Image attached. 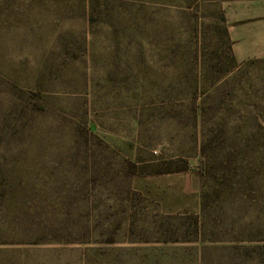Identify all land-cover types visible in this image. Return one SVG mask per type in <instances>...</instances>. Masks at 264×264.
Here are the masks:
<instances>
[{
  "label": "rangeland",
  "instance_id": "1",
  "mask_svg": "<svg viewBox=\"0 0 264 264\" xmlns=\"http://www.w3.org/2000/svg\"><path fill=\"white\" fill-rule=\"evenodd\" d=\"M231 28L264 0H0V264H264V59Z\"/></svg>",
  "mask_w": 264,
  "mask_h": 264
},
{
  "label": "crops",
  "instance_id": "2",
  "mask_svg": "<svg viewBox=\"0 0 264 264\" xmlns=\"http://www.w3.org/2000/svg\"><path fill=\"white\" fill-rule=\"evenodd\" d=\"M227 32L233 43L231 51L237 62L246 61L250 58L264 59V28H256L251 32L248 30L240 31L235 28L234 33L231 28Z\"/></svg>",
  "mask_w": 264,
  "mask_h": 264
},
{
  "label": "trees",
  "instance_id": "3",
  "mask_svg": "<svg viewBox=\"0 0 264 264\" xmlns=\"http://www.w3.org/2000/svg\"><path fill=\"white\" fill-rule=\"evenodd\" d=\"M222 19H223V21H226L225 20V16L223 14H222ZM226 35H227V37H229L228 36V32L226 33ZM230 55H231V58H232L231 59V62L234 65H236V63H238V62L235 60V58H234V56L232 54V51H230ZM6 133H7V130L5 129L4 124L0 125V154L7 149V145H6V142H5V140H6ZM208 169H209L208 164L206 162H203V166L201 168V172L203 174L204 173H207L208 172ZM1 171L2 170L0 168V211H2L3 199H4L5 195H6V190L4 188L5 182L1 178V176H2ZM204 175H206V174H204Z\"/></svg>",
  "mask_w": 264,
  "mask_h": 264
}]
</instances>
